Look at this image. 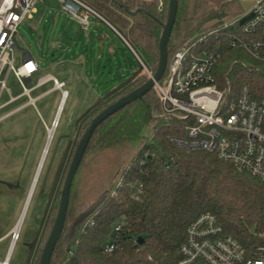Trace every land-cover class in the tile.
Masks as SVG:
<instances>
[{
    "label": "trees",
    "instance_id": "1",
    "mask_svg": "<svg viewBox=\"0 0 264 264\" xmlns=\"http://www.w3.org/2000/svg\"><path fill=\"white\" fill-rule=\"evenodd\" d=\"M80 1L115 30L134 57V72L97 98L76 121L74 137L67 141L55 171L27 264H39L76 145L91 121L140 88L148 79L144 68L150 75L158 69L168 0ZM176 7L166 45L167 62L186 41L242 11L238 0L217 4L177 0ZM223 51L216 71L221 84L233 74L237 87L248 85L255 96L262 97L264 72L241 66L239 57L246 54L232 48ZM183 125L184 121L163 112L152 88L96 126L71 182L65 223L48 264H177L186 229L204 213L212 214L222 233L236 239L246 253L263 243L264 184L213 153L186 152L172 143V137L185 138ZM115 157L120 163L112 181L92 201L84 200L86 189ZM106 245L114 246L112 252L104 250Z\"/></svg>",
    "mask_w": 264,
    "mask_h": 264
},
{
    "label": "rangeland",
    "instance_id": "2",
    "mask_svg": "<svg viewBox=\"0 0 264 264\" xmlns=\"http://www.w3.org/2000/svg\"><path fill=\"white\" fill-rule=\"evenodd\" d=\"M211 1L213 4L221 2ZM94 19V16L89 17L90 25ZM18 26L15 47L9 56L14 60L13 67L18 68L22 55L27 54L36 60L38 72L29 81H23V86L31 89L28 96L22 95L23 87L13 72H6L7 67L2 75L11 95L19 96L0 108V117L17 108L0 119V236L19 219L9 264L29 261V250L46 209L55 171L67 141L74 137L76 121L97 98L134 72L133 55L109 26L100 24L82 29L62 10L59 0L38 1L31 17ZM239 61L245 66H257L248 56H240ZM146 73L149 72L144 68L143 74ZM49 74L67 91L58 109L60 92L42 94L51 87L52 81L35 86ZM232 76L229 81L235 82ZM8 99L4 91L0 105ZM119 163L117 157L110 160L108 168L86 189L84 200L92 201L112 181ZM34 170L31 186L29 180ZM8 242L9 239L0 243V252Z\"/></svg>",
    "mask_w": 264,
    "mask_h": 264
},
{
    "label": "built area",
    "instance_id": "3",
    "mask_svg": "<svg viewBox=\"0 0 264 264\" xmlns=\"http://www.w3.org/2000/svg\"><path fill=\"white\" fill-rule=\"evenodd\" d=\"M38 1L41 0H0V96L7 92L6 104L17 98L6 87L5 78L2 80L4 68L7 67V73L13 72L23 87L22 95L27 96L31 89L25 88L23 81L38 72L36 60L27 54L22 55V62L16 69L14 60L9 57L15 47L18 25L31 17ZM59 2L62 10L69 13L82 29L89 28L90 16L101 19L80 0ZM249 14L251 17L240 24V20ZM224 48L246 54L258 66L252 67L253 71L264 72V0H256L243 14L200 32L176 49L166 64V75L155 84L154 91L163 112L184 121L185 138L172 137V143L186 152L213 153L264 184V95L255 96L248 85L237 87L235 82L228 80L221 84L216 71ZM241 66L247 67L244 63ZM146 75L151 77L150 73ZM49 81L64 97L62 83L51 76L40 79L37 85ZM29 102L34 104L31 99ZM185 234V241L180 246L182 257L177 264H264V233L263 243L249 254L236 239L222 233L217 219L209 213L195 218ZM10 238L16 242V229ZM113 249V245L104 248L107 252Z\"/></svg>",
    "mask_w": 264,
    "mask_h": 264
},
{
    "label": "water",
    "instance_id": "4",
    "mask_svg": "<svg viewBox=\"0 0 264 264\" xmlns=\"http://www.w3.org/2000/svg\"><path fill=\"white\" fill-rule=\"evenodd\" d=\"M176 6H177V0H168V16L165 22L166 24L164 25L161 35L159 37L160 38L159 46H158L159 63H158V66H157L158 69L155 72V75H151V77H149L147 81L142 86H140V88L133 90L125 97L119 98V100L116 101L114 104L110 105L105 110L96 114V117L91 121L89 127L85 130L86 132L83 134L81 139L78 141L76 145L77 146L76 150L73 154L70 166L66 174L67 177L65 179L64 185L61 190V195H60L59 204H58V207H59L58 213L53 221L54 222L53 227L47 237L48 239L41 251L42 254L39 260V264L49 263L50 257L52 255L51 252L53 251L56 242L60 238L59 235L65 223L64 219H65L67 208H68L67 204H68V197L70 193L69 192L70 185L74 178L76 169L78 168L81 162L80 160L87 147L86 145L92 133L94 132V129L99 123H101L103 120L108 118L111 115V113L116 112L117 110H119L120 108L128 104L129 102L141 98V96L144 95L147 91L154 88L155 84L162 78L166 70L165 68L167 64L166 45L169 42V39H170L169 36L171 34L173 25L175 23L174 21H175V15L177 11ZM250 17H251V14L244 17V19H241L240 24H243L245 20L249 19ZM137 242L141 243V238H138Z\"/></svg>",
    "mask_w": 264,
    "mask_h": 264
},
{
    "label": "crops",
    "instance_id": "5",
    "mask_svg": "<svg viewBox=\"0 0 264 264\" xmlns=\"http://www.w3.org/2000/svg\"><path fill=\"white\" fill-rule=\"evenodd\" d=\"M254 1H256V0H238V4H239V6L241 7V9H242V11H241V13L239 14V15H241V14H243L245 11H247L248 10V8H249V6L250 5H252L253 3H254ZM251 8V7H250ZM249 8V9H250ZM238 15V16H239ZM94 20H93V22L91 23V25L90 26H93V25H95V27L97 26H99L100 24H103V25H106V26H109L114 32H115V30L109 25V24H106L104 21H102L101 19H99V18H97V17H95L94 16ZM100 23V24H99ZM89 26V27H90ZM89 29V28H88ZM87 29V30H88ZM34 60V59H33ZM49 76H51V77H53L52 75H47V76H45V77H49ZM32 78V77H31ZM30 78V79H31ZM30 79H28V80H26V82L27 81H29ZM47 83H49V82H47ZM37 85V83L35 84V86ZM50 91H57V92H60L55 86H53V85H51V87L47 90V91H45L44 93H42V94H46V93H49ZM64 93H65V95H66V93H67V91L65 90L64 91ZM40 95H38L37 97H39ZM19 97V96H18ZM18 97H16V98H18ZM65 97V96H64ZM64 97H61V92H60V97H59V99H58V105H57V108L56 109H58L59 108V106H60V104L62 103V100H63V98ZM7 103V100L4 102V104H3V106H5V104ZM17 110V108L16 109H13V110H11V111H9V112H7V113H5V115H3V116H1L0 117V119H3V117H5L6 115H8V114H11V113H13L14 111H16ZM51 124H54L53 123V120H52V123ZM35 169H36V167H35ZM34 173H35V170H34V172L31 174V180H29V184L32 186L33 185V175H34ZM19 219L17 218V220H16V222L8 229V231L4 234V235H2V236H0V243H2V242H5V241H7L8 239H9V242H8V244L5 246V248H3V251H1L0 252V263H2V262H4V263H6V264H9L10 263V257H11V250L13 249V247H14V245H15V243L16 242H12V239L10 238V235H11V233H12V231L14 230V229H17V221H18Z\"/></svg>",
    "mask_w": 264,
    "mask_h": 264
},
{
    "label": "bare ground",
    "instance_id": "6",
    "mask_svg": "<svg viewBox=\"0 0 264 264\" xmlns=\"http://www.w3.org/2000/svg\"><path fill=\"white\" fill-rule=\"evenodd\" d=\"M48 132L51 133V132L49 131V129H48Z\"/></svg>",
    "mask_w": 264,
    "mask_h": 264
}]
</instances>
